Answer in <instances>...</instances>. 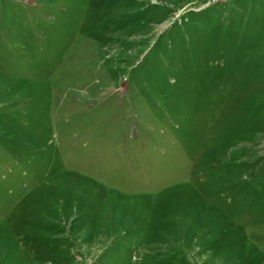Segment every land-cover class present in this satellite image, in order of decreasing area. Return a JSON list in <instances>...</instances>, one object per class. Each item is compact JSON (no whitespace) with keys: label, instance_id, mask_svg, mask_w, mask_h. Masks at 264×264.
<instances>
[{"label":"rangeland","instance_id":"1","mask_svg":"<svg viewBox=\"0 0 264 264\" xmlns=\"http://www.w3.org/2000/svg\"><path fill=\"white\" fill-rule=\"evenodd\" d=\"M0 264H264V0H0Z\"/></svg>","mask_w":264,"mask_h":264}]
</instances>
